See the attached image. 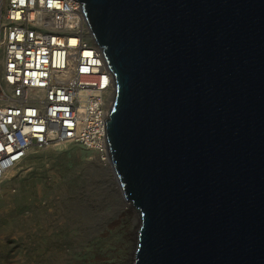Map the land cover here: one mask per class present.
Instances as JSON below:
<instances>
[{"label": "water", "instance_id": "water-1", "mask_svg": "<svg viewBox=\"0 0 264 264\" xmlns=\"http://www.w3.org/2000/svg\"><path fill=\"white\" fill-rule=\"evenodd\" d=\"M79 1L133 264H264V0Z\"/></svg>", "mask_w": 264, "mask_h": 264}, {"label": "built area", "instance_id": "built-area-1", "mask_svg": "<svg viewBox=\"0 0 264 264\" xmlns=\"http://www.w3.org/2000/svg\"><path fill=\"white\" fill-rule=\"evenodd\" d=\"M114 88L79 0H4L0 178L31 152L53 146L77 144L106 153Z\"/></svg>", "mask_w": 264, "mask_h": 264}, {"label": "rangeland", "instance_id": "rangeland-1", "mask_svg": "<svg viewBox=\"0 0 264 264\" xmlns=\"http://www.w3.org/2000/svg\"><path fill=\"white\" fill-rule=\"evenodd\" d=\"M3 9L4 0H0V12ZM102 156L77 144L53 146L31 152L20 166L0 178V264H21L22 229L29 243L32 232L37 233L34 241L41 255L42 245L49 240L44 221L57 223L62 217L65 235L75 238L72 245L64 246L71 253L82 236L83 224L84 232L90 234L114 218V179L108 171L111 169L101 164ZM123 234L122 223L109 229V264L122 255L125 247L129 251ZM76 261L84 264V254L76 256Z\"/></svg>", "mask_w": 264, "mask_h": 264}, {"label": "bare ground", "instance_id": "bare-ground-1", "mask_svg": "<svg viewBox=\"0 0 264 264\" xmlns=\"http://www.w3.org/2000/svg\"><path fill=\"white\" fill-rule=\"evenodd\" d=\"M112 97L108 106L111 104ZM100 162L106 169H111L106 153L103 154ZM108 171L111 172L112 170ZM111 173L112 179H114L112 181L113 198L117 202V213L114 215V218L109 222L101 224L98 229L90 234L87 233V230L84 232L83 224L82 236L76 241L77 244H75L76 246L71 253L66 252L64 246L66 244L72 245L75 238L70 236L68 232V235H65V221L62 217L57 223H54L51 219L44 221L43 228L48 230L49 240L46 244L42 245L43 251L41 255L37 253L38 245L34 241L36 240L37 233L32 232L31 243H29L24 229H22L20 247L24 250V253L21 264H75L77 262L76 256L81 257L83 254L84 264H109V229H113L119 223H122L124 226L123 237L125 244L127 243L129 246V251L125 247L122 255H117L114 252L117 258L112 264H133L139 218L137 212L124 199L113 172ZM73 256L75 259H73Z\"/></svg>", "mask_w": 264, "mask_h": 264}]
</instances>
